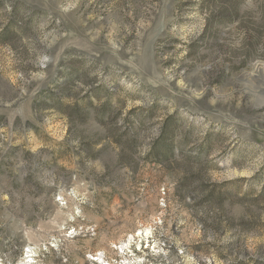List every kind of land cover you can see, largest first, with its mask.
Instances as JSON below:
<instances>
[{
    "label": "rangeland",
    "instance_id": "rangeland-1",
    "mask_svg": "<svg viewBox=\"0 0 264 264\" xmlns=\"http://www.w3.org/2000/svg\"><path fill=\"white\" fill-rule=\"evenodd\" d=\"M0 264H264V0H0Z\"/></svg>",
    "mask_w": 264,
    "mask_h": 264
}]
</instances>
